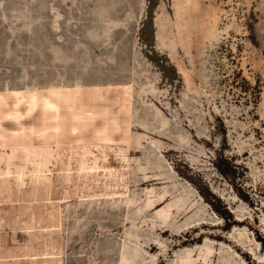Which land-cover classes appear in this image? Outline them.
<instances>
[{
	"label": "rangeland",
	"instance_id": "374dc122",
	"mask_svg": "<svg viewBox=\"0 0 264 264\" xmlns=\"http://www.w3.org/2000/svg\"><path fill=\"white\" fill-rule=\"evenodd\" d=\"M147 6L0 0V264H264V0Z\"/></svg>",
	"mask_w": 264,
	"mask_h": 264
},
{
	"label": "trees",
	"instance_id": "16d2710c",
	"mask_svg": "<svg viewBox=\"0 0 264 264\" xmlns=\"http://www.w3.org/2000/svg\"><path fill=\"white\" fill-rule=\"evenodd\" d=\"M157 5V0H148V6H147V16L143 22L142 28H141V33L143 34L144 30H149L150 35L149 37L143 39L142 37V42L148 44L149 47L152 45V34H153V27H152V19H153V11ZM151 49V48H150Z\"/></svg>",
	"mask_w": 264,
	"mask_h": 264
},
{
	"label": "bare ground",
	"instance_id": "6f19581e",
	"mask_svg": "<svg viewBox=\"0 0 264 264\" xmlns=\"http://www.w3.org/2000/svg\"><path fill=\"white\" fill-rule=\"evenodd\" d=\"M158 199H159V198H158ZM158 199H156V200H158ZM156 200H155V201H156ZM175 205H176V204H175ZM173 206H174V204H173ZM179 206H180V205H179Z\"/></svg>",
	"mask_w": 264,
	"mask_h": 264
}]
</instances>
